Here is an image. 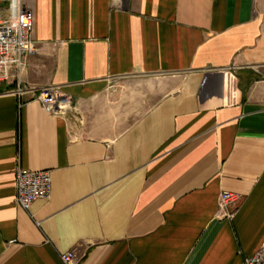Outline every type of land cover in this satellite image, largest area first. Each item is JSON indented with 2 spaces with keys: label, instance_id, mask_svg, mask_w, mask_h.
<instances>
[{
  "label": "crops",
  "instance_id": "1",
  "mask_svg": "<svg viewBox=\"0 0 264 264\" xmlns=\"http://www.w3.org/2000/svg\"><path fill=\"white\" fill-rule=\"evenodd\" d=\"M22 2L37 50L0 93V264H243L264 238V0ZM19 166L51 172L28 210Z\"/></svg>",
  "mask_w": 264,
  "mask_h": 264
},
{
  "label": "built area",
  "instance_id": "2",
  "mask_svg": "<svg viewBox=\"0 0 264 264\" xmlns=\"http://www.w3.org/2000/svg\"><path fill=\"white\" fill-rule=\"evenodd\" d=\"M33 11L22 0H10V16L0 21V93L3 83H12L20 78L21 71L27 66L29 57L37 50L32 31ZM18 97L32 93L43 109L53 115L65 114L74 104L71 94L58 85L33 86L18 80L11 90ZM15 201L28 210L40 198H49L52 189L51 172L48 169H29L17 167L15 174ZM240 200V194L222 190L219 194V216L231 218ZM84 253L77 248L60 252L63 264H80ZM243 264H264V238L254 254L245 258Z\"/></svg>",
  "mask_w": 264,
  "mask_h": 264
}]
</instances>
